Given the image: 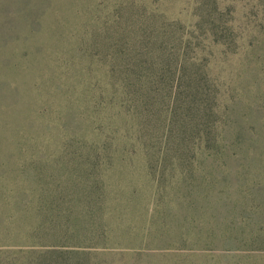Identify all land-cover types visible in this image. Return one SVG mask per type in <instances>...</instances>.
I'll use <instances>...</instances> for the list:
<instances>
[{
  "label": "rangeland",
  "instance_id": "rangeland-1",
  "mask_svg": "<svg viewBox=\"0 0 264 264\" xmlns=\"http://www.w3.org/2000/svg\"><path fill=\"white\" fill-rule=\"evenodd\" d=\"M211 2L0 0V264H264V151H147L141 95L113 76L117 54L170 30L219 139L231 110L264 149V8L217 0L200 23Z\"/></svg>",
  "mask_w": 264,
  "mask_h": 264
},
{
  "label": "trees",
  "instance_id": "trees-1",
  "mask_svg": "<svg viewBox=\"0 0 264 264\" xmlns=\"http://www.w3.org/2000/svg\"><path fill=\"white\" fill-rule=\"evenodd\" d=\"M257 1L264 8V0ZM204 6L200 3L196 9L201 18L200 23L210 22L211 25L212 21L218 22L220 18H214L217 0H212V9L209 11ZM146 27H151L150 23ZM212 30V36L217 40L216 36L230 41L227 27L217 25ZM166 31L161 34L153 28L148 34L151 46L146 47L145 53L141 42L137 53L117 54L112 62V71L120 74L113 76L121 79L125 97L131 101L136 93L141 95V103L135 104L134 108L139 123L137 136L142 146L147 151L164 149L166 153H188L194 146L225 151L235 145L240 149L264 151L257 139L244 140V127L237 123L238 119L231 110L228 113L229 120L224 124L222 138L219 139L214 125L218 113L209 85L197 76L198 64L190 62L185 53H180L177 37L170 30ZM134 86L138 90H133ZM167 87H173L175 93L172 116L166 123L161 111Z\"/></svg>",
  "mask_w": 264,
  "mask_h": 264
}]
</instances>
